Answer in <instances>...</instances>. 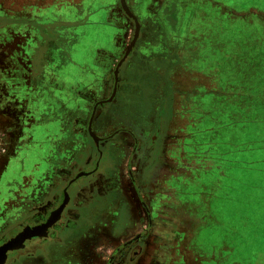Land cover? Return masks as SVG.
I'll list each match as a JSON object with an SVG mask.
<instances>
[{
	"label": "crops",
	"instance_id": "crops-1",
	"mask_svg": "<svg viewBox=\"0 0 264 264\" xmlns=\"http://www.w3.org/2000/svg\"><path fill=\"white\" fill-rule=\"evenodd\" d=\"M225 5L264 19V0H0V264H144L156 233L142 197L145 184L160 178L156 167L187 155L188 173L208 180L207 164L224 161L216 152L212 162L208 148L218 144L202 139L218 125L211 118L202 126L207 92L193 76L181 86L177 71L216 83L187 54L209 47L206 21L217 23ZM45 7L41 16L32 12ZM255 31L264 36V27ZM210 36L217 41L216 32ZM237 162L227 175L220 170L221 185L225 177L234 187ZM88 168L67 205L48 215L63 180ZM111 210H121L120 222H110ZM47 222H61L54 237L32 242L47 236ZM134 239V259L127 248L115 255Z\"/></svg>",
	"mask_w": 264,
	"mask_h": 264
},
{
	"label": "rangeland",
	"instance_id": "rangeland-1",
	"mask_svg": "<svg viewBox=\"0 0 264 264\" xmlns=\"http://www.w3.org/2000/svg\"><path fill=\"white\" fill-rule=\"evenodd\" d=\"M47 9L49 7L36 11L34 8L32 12L38 17L48 13ZM231 12L233 11H229L225 5L224 17L228 22L226 27L229 26L228 30L233 33L231 37L234 39L223 46L228 53L232 54L236 53L239 48L241 50L244 47L248 48V53L251 52L253 57L251 60L253 67H250V71L247 70L248 62L245 58L241 61L237 60L236 69L232 68V70L230 67L223 66L224 87L219 78L217 89L215 88L216 83L205 75L184 70L177 71V74L185 76L181 79V86H185L184 81L197 80L196 83L202 84V89L207 92L203 96L208 106L205 109L206 113L201 112L203 113L201 115L202 126L211 125V118L212 124H215L216 120L218 125L215 130L219 132L214 134V138L217 137L219 144L223 142L218 145L217 150L208 148L212 152V162L216 152L224 151L225 160L233 157L230 142L244 127V124L234 127L233 120L248 118V116L239 117L243 113L237 105L243 100L241 96L239 98V92L235 90V80L248 78L247 75L252 73L258 83H264V36L255 34V28L261 30L264 27V19L255 20L253 15L241 13L242 11L238 14L233 12V15ZM59 19H67V16L62 15ZM197 52L196 50L194 53L187 54V59L195 65L207 63L203 62L204 55ZM217 55L220 60L226 58L219 49ZM215 56L213 54L206 57L210 59ZM209 63L212 64V62ZM241 74H243L242 77H240ZM187 76H193V78L187 80ZM218 77H220L219 72ZM231 78L234 80L233 84ZM194 85L191 84V87L193 88ZM1 101L7 105L6 98H2ZM14 101L16 99L8 100V103L14 105ZM254 109H258L255 112L259 113L257 117L264 116V113H260L264 112V104ZM257 117L253 115V119ZM176 118L177 136L187 135L185 134L187 129L185 119L180 113ZM182 127L186 129H178ZM262 129L264 126L259 127L257 131ZM257 134L259 139L253 143V152L251 150L238 151V147L234 148L233 152L238 160V168L233 174L234 187H232L231 179L225 177L222 178L224 182L221 185L218 175L221 173V168L226 169L225 161L223 164H219L220 162L207 164L209 175L211 173L214 175L208 180H200L196 175L188 173L190 170L188 167L191 166L186 158L187 155H175L178 162H173L174 154L172 153L170 158L173 161L170 164L161 163L156 167L160 178L154 182L149 181L148 185L145 184L143 191L144 200L148 204L146 222L148 219L153 220V222H148V229L154 231L157 236L149 237L151 243L155 239L156 246L149 245L144 255V264H236L235 254L246 264H264V141H261L264 140V130ZM255 135L253 132V137ZM214 138L207 135L202 139H207L208 142ZM177 142H180L178 138ZM223 174L226 173L223 172ZM173 188L178 190L175 196ZM179 192L181 195L177 194ZM220 192H222L221 197H219ZM121 205H125L124 200L116 208L118 209ZM120 213L121 210H111L110 222H120L118 215ZM94 214L92 220L98 222V212ZM110 228L114 230L115 226L110 224ZM112 230L109 232L110 236L115 237V232ZM153 252L158 254L155 261L152 259Z\"/></svg>",
	"mask_w": 264,
	"mask_h": 264
},
{
	"label": "trees",
	"instance_id": "trees-1",
	"mask_svg": "<svg viewBox=\"0 0 264 264\" xmlns=\"http://www.w3.org/2000/svg\"><path fill=\"white\" fill-rule=\"evenodd\" d=\"M209 23L210 26H209ZM227 21H225V17L224 15L222 16V18H220L218 16V22L215 23L214 19H207L206 21V25H205V29H206V35H203V42L207 43L209 45V47L207 49H203V50H199L197 53L198 54H203V62H207V63H200L198 64L199 67L201 66V68H203L204 70L209 69V71L214 72L213 75L216 77V85L215 88L217 89L218 87V80L220 78L222 83V86L224 87V75L222 74L223 71V66L225 68H237L238 66H235L239 60L241 61L242 58H245V61L248 62V67L247 70L250 69V67H253V57L251 56L252 53L249 52L248 53V48L244 47L242 48V50L239 48V50H237L236 53L233 52L232 53H228L227 49L224 48L223 45H226L225 43H228L229 41H233V37L231 32H229V26L226 27L227 25ZM212 30V31H211ZM204 32V31H202ZM215 33L218 34V39L217 41L213 40V38L210 36V33ZM222 32V33H220ZM209 33V34H208ZM256 35H259L255 32ZM199 39V38H198ZM203 43V45L205 44ZM221 44V45H220ZM219 46V47H218ZM204 47V46H203ZM249 47V46H248ZM250 48V47H249ZM218 49L224 53L225 55V60L223 59H218ZM251 49V48H250ZM198 50V49H197ZM214 52V53H213ZM213 54H215V58H208L206 57L207 55L212 56ZM229 54V55H227ZM241 57V58H240ZM247 57V58H246ZM223 58V56H222ZM219 60V61H218ZM238 60V61H237ZM213 61L215 62V64L213 65ZM225 61V62H224ZM209 62H212V64H210ZM194 65V63H193ZM233 70V69H232ZM250 71V70H249ZM218 72L220 74V77H218ZM243 74H241L240 77H242ZM248 78L246 77L245 79H242L239 81L235 80V90L236 92H239V98L240 96L242 97L243 102L237 105V108L243 113L240 114L239 117H246L248 116V118L240 120V119H236L233 120L234 121V127H238L240 125L244 124V127L242 128L241 132L234 138V140H232L231 143V152L233 153V157L229 158L228 160L224 159V164L226 166V169L221 168L220 170H223V172L226 173L231 171V165H232V160L237 159V155L233 152L234 148L238 147V151L243 150V152L251 150L253 152V143L255 141H257L259 139V137H257V133H259L260 131H263L264 129L257 131L259 127L264 126V116L262 117H257V114L259 113H255L258 109H254L255 107L258 106H262L264 104V83H258L256 78L253 77L252 73H250V75H247ZM230 77V75H229ZM233 77V76H231ZM232 79V84H233V78ZM226 82H228V80H226ZM206 102V101H205ZM207 103V102H206ZM208 106V104H207ZM205 107H203V112L206 113L205 111ZM217 112V111H215ZM260 113H264V112H260ZM213 114V113H212ZM253 115H255L257 118L253 119ZM219 131H217L216 133L218 134ZM253 132L256 134L253 137ZM216 133H208L207 135H210L211 138H214V134ZM246 135H248V137H246ZM209 141H216L218 145L223 144V142H221L220 144L218 143V139L217 137L214 139H211ZM208 141V142H209ZM264 141V140H261ZM237 144L241 147L244 148H240L239 146H237ZM217 145H213L212 148H216L217 150ZM222 149V148H221ZM245 149V150H244ZM215 150V151H216ZM224 152V151H222ZM225 155V153H223Z\"/></svg>",
	"mask_w": 264,
	"mask_h": 264
},
{
	"label": "flooded vegetation",
	"instance_id": "flooded-vegetation-1",
	"mask_svg": "<svg viewBox=\"0 0 264 264\" xmlns=\"http://www.w3.org/2000/svg\"><path fill=\"white\" fill-rule=\"evenodd\" d=\"M97 166V164H96ZM94 169L91 170V168H88V169H85L81 172H78V174L74 175L73 177L71 178H68V179H65L63 180L62 182V187L60 188V192H59V196H61V199L58 200V205L55 207V205L52 204L51 208L48 209V212L47 214L49 215L50 214V211L55 208H58L60 207V204H63L64 202V205H67V201H68V198H69V192H70V188L72 187V185H75L77 182L81 181L85 176H87L88 174H92L91 171H93ZM59 188V187H58ZM142 200H143V214H144V218H145V215L147 216V211H148V204L145 202L144 200V196L142 197ZM49 204H51V199L49 200ZM61 213H62V210H61ZM61 213L59 215H61ZM34 219H37V215H35V217L33 216ZM63 218V215H61L59 217V220ZM58 220V221H59ZM146 221V219H145ZM148 222H153V220H150L149 219L147 220V223ZM43 223V222H42ZM50 224H52L50 226ZM60 225L61 226V222H47L46 224V232L45 234H47L46 237H43V238H33V241L32 242H39L43 239L47 240V239H50V237H54V235L56 234L55 232L57 231V225ZM148 227V225H147ZM142 236V233L140 234V236L137 238L139 239L140 237ZM135 239L134 240H131L121 246H119L118 248L115 249V255L116 253L125 250L126 248L127 249H131V252H132V255L130 256L129 259H134L135 255H136V252H137V247L135 246V243H134ZM121 254V253H120ZM114 255V256H115ZM114 258V257H113ZM123 256L120 255V258L117 259L118 262H122L123 261ZM113 263V260H109L108 264H111Z\"/></svg>",
	"mask_w": 264,
	"mask_h": 264
},
{
	"label": "water",
	"instance_id": "water-1",
	"mask_svg": "<svg viewBox=\"0 0 264 264\" xmlns=\"http://www.w3.org/2000/svg\"><path fill=\"white\" fill-rule=\"evenodd\" d=\"M1 250H4V252H5V251H6V247L3 246V247L1 248Z\"/></svg>",
	"mask_w": 264,
	"mask_h": 264
}]
</instances>
